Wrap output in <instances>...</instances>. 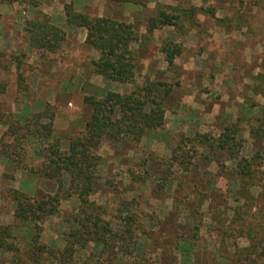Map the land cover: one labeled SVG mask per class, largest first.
<instances>
[{"label": "rangeland", "instance_id": "obj_1", "mask_svg": "<svg viewBox=\"0 0 264 264\" xmlns=\"http://www.w3.org/2000/svg\"><path fill=\"white\" fill-rule=\"evenodd\" d=\"M65 1L72 2L76 11L78 2L86 3L85 12L91 17H96L100 9L108 11L109 7L122 6L111 0H39V7L30 8L32 12L26 13V8L15 3L20 9L19 14L9 10L10 17L0 19V31L9 33L7 39L2 36L5 42L0 37V54H3L0 57V82L6 88L1 97L3 110L23 120L31 118L45 104L52 105L55 113L52 138L59 140L60 147L66 150L69 139L78 135L90 116L91 107L84 103L85 97L101 98L107 91L129 93L147 76L178 83L173 89V102L165 113L161 130L146 135L138 143L127 138L113 144L104 141L95 150L101 163L90 201L114 225L119 214L121 217L126 215L121 208L128 204L130 212L139 217V227L153 231L145 239V264H239V257L234 254L236 245L239 249L246 248L247 240L223 241L219 227L231 217V209L237 205H241L244 219L254 221L257 210L262 207L258 196L247 194L245 200L236 202L231 182L233 165L224 155L216 156L219 166L200 161L201 164L196 169L191 167L190 172L177 164L169 167L170 164L162 163H167L182 138L197 133H210L216 137L242 115L244 103H264L263 95L251 91L264 89V2L253 6L252 0H139L144 7L126 11L127 18L122 21L134 22L141 34H145L143 24L154 12L156 4L212 8L219 21L214 22L210 15L199 10L194 14L197 24L189 27L188 22H184L187 31L184 34L172 27L155 30L166 31L165 39L160 37L161 41L155 43L150 40L140 50V68L134 83L121 85L105 82L91 73L90 61L97 59L98 54L84 44L82 30L65 26V17H60ZM12 4L9 5L12 7ZM2 5L9 7L6 3H0ZM45 9L52 15L48 16L50 23L66 33V40L56 53L29 48L23 32L28 21L47 15ZM167 41L183 47L171 68H167L159 52ZM17 59L20 61L18 69ZM18 75L23 78L20 87ZM257 112L256 107L254 113ZM238 125L244 127L243 122ZM4 131L5 127L0 126V137ZM242 137L238 157L249 158L253 144L246 130ZM36 144L30 139L27 161L33 167L41 163ZM197 150L200 152V148ZM193 163L196 164L195 160ZM262 168L264 170V160ZM164 169L171 173L168 178L164 177ZM205 169L206 175L202 173ZM197 172L205 177V181L203 178L197 180ZM237 182L241 183L240 180ZM6 189L39 198L43 192H54L55 187L42 177L14 170L0 157V225L13 222V203L7 197ZM76 206L74 199L61 201L59 213L41 223L42 243L55 249L62 248L61 235L69 230L66 219ZM23 234L21 232V252L25 251ZM179 237L194 241L191 257L181 256L176 250L175 242ZM90 252L91 248L78 253L76 261L81 262ZM20 258L27 260V256ZM11 260V254L0 253V264H16ZM127 263L126 259L118 257L111 264Z\"/></svg>", "mask_w": 264, "mask_h": 264}, {"label": "trees", "instance_id": "obj_2", "mask_svg": "<svg viewBox=\"0 0 264 264\" xmlns=\"http://www.w3.org/2000/svg\"><path fill=\"white\" fill-rule=\"evenodd\" d=\"M111 1L144 7V3L139 0ZM251 2L253 6H259L264 0ZM0 3H17L23 9L39 7V0H0ZM199 10L210 15L214 22L219 21L212 8L156 4L154 12L143 24L145 34H141L134 22L105 16L91 17L76 11L72 2L63 5L65 26L85 30L84 44L98 54L97 59L90 61L91 73L100 76L105 82L121 85L134 83L140 68V50L151 40L153 31L172 27L184 34L187 32L184 22H188L189 27L197 24L194 14ZM23 32L29 48L47 53L59 51L66 40L65 30L51 24L48 15L28 21ZM159 52L167 68H171L175 59L182 54L183 47L167 41L161 45ZM16 63L18 69L20 61L17 59ZM21 82L23 78L18 75L19 87ZM177 85L159 77L151 79L147 76L129 93L107 91L101 98L93 95L85 97L84 103L91 107L90 116L78 135L69 139L67 149L63 150L60 141L52 138L53 106L45 104L31 118L19 120L3 110L1 97L6 88L0 82V126L5 127L0 137V157L7 160L14 170L42 177L55 187L54 192H43L39 198L16 189L5 190L13 203V222L0 225V253L11 254V263L16 264H111L118 257L126 259L127 264H145V239L153 231L139 227V217L130 212L128 204L122 205L121 211L127 213L123 217L119 214L114 225L90 201L97 182V168L101 163V157L95 154V150L104 141L113 144L127 138L138 143L146 135L161 130L165 113L173 102V89ZM251 91L264 96V89ZM256 107L259 112L254 113ZM242 108V115L237 117L235 123L225 126L218 136L197 133L182 138L172 150L167 163L162 165L170 164L168 166L172 167L177 164L185 172H190L191 167L196 169L201 164L200 161L219 166L216 156L224 155L233 165V180H228L234 184L232 194L236 202L245 200L247 194H255L262 202V207L257 210L255 220L250 222L244 219L241 205L233 207L231 217L226 218L219 227L221 239L233 242L240 238L246 239V248L239 249L236 245L237 252L234 254L239 257V264H264V103H244ZM241 122L243 128L238 125ZM244 130L249 133L253 144L249 158L238 157ZM30 139L37 143V152L41 157L37 167L30 166L27 161ZM197 148H200V152ZM164 171V177L168 178L171 174L169 169ZM197 173V180L203 178L205 181V177ZM202 173L206 175L208 171L205 169ZM63 199H74L77 206L66 219L69 230L61 235L62 248L55 249L40 241L43 231L41 223L59 213ZM150 218L154 219L152 216ZM21 232L25 239L24 252H21ZM194 247V241L185 238L179 237L175 242L178 253L186 258L193 255ZM89 248L91 252L85 254L81 262H77V254L85 253ZM20 256H27V260L22 261Z\"/></svg>", "mask_w": 264, "mask_h": 264}, {"label": "crops", "instance_id": "obj_3", "mask_svg": "<svg viewBox=\"0 0 264 264\" xmlns=\"http://www.w3.org/2000/svg\"><path fill=\"white\" fill-rule=\"evenodd\" d=\"M80 1V0H79ZM67 3H69V1H65V4H67ZM79 4L77 5V7H76V9H77V11L78 12H81V13H84V14H86V12H85V9H84V6L85 5H87L86 3H83V4H81L80 2H78ZM135 8H137L136 6H134V5H131V4H122V6H120V5H115L114 7H112V9H110V7H109V9H108V11H105V10H102V9H100V11L98 12V14L96 15V17H103V16H105V17H111V18H113V19H116V20H122V19H126L127 18V13H126V11H129L130 9L132 10V11H135L136 9ZM42 9V8H41ZM44 9V8H43ZM42 9V10H43ZM9 10H12L13 12H15L16 14H19V11H20V9H18V6H17V4H15V3H13L12 4V7H11V5H9V7H5V6H0V19H4V18H8V17H10V14L8 13V11ZM32 9H30V8H27L26 10H25V12L27 13H30V12H32L31 11ZM46 10V9H45ZM47 11V10H46ZM46 11H44L45 12V14H47L48 16H52L50 13H48V11L46 12ZM114 14H115V16H117V17H115L114 16ZM122 15L121 17H119V15ZM60 17L63 19L64 18V15H63V9H61V13H60ZM115 17V18H114ZM1 21V20H0ZM80 30H82V31H80V33H81V35H82V40L84 41V39H85V36H86V31L85 30H83V29H80ZM145 33V32H144ZM174 33V32H173ZM143 34V33H142ZM171 34V37H173L174 35L172 34V33H170ZM8 35H9V33H8V31H0V37H1V39H3L2 38V36L3 37H6L5 39H7V37H8ZM167 34H166V31H153L152 32V34H151V40H153V42L155 43L157 40H159V38L161 37V38H163V39H165V36H166ZM170 36V35H169ZM5 39H3L4 40V42H5ZM162 39V40H163ZM159 41H161V39L159 40ZM0 43L2 44V42H1V40H0ZM10 220V219H9ZM8 220V221H9ZM6 223H9V222H6Z\"/></svg>", "mask_w": 264, "mask_h": 264}]
</instances>
